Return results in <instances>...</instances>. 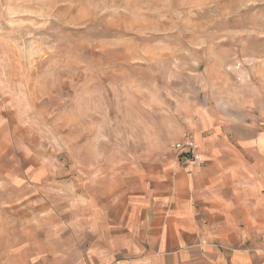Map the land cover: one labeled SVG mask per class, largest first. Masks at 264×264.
<instances>
[{
	"label": "rangeland",
	"instance_id": "rangeland-1",
	"mask_svg": "<svg viewBox=\"0 0 264 264\" xmlns=\"http://www.w3.org/2000/svg\"><path fill=\"white\" fill-rule=\"evenodd\" d=\"M263 60L264 0H0V202L128 187L178 157L186 88Z\"/></svg>",
	"mask_w": 264,
	"mask_h": 264
},
{
	"label": "crops",
	"instance_id": "crops-1",
	"mask_svg": "<svg viewBox=\"0 0 264 264\" xmlns=\"http://www.w3.org/2000/svg\"><path fill=\"white\" fill-rule=\"evenodd\" d=\"M241 73L207 70L178 98L170 136L192 139L203 166L168 156L88 197L9 188L0 264H264V60Z\"/></svg>",
	"mask_w": 264,
	"mask_h": 264
},
{
	"label": "built area",
	"instance_id": "built-area-1",
	"mask_svg": "<svg viewBox=\"0 0 264 264\" xmlns=\"http://www.w3.org/2000/svg\"><path fill=\"white\" fill-rule=\"evenodd\" d=\"M175 149L178 151V158L181 162L186 164H194L196 166L205 165V161L201 159L198 149L192 139H188L184 142L175 145Z\"/></svg>",
	"mask_w": 264,
	"mask_h": 264
}]
</instances>
